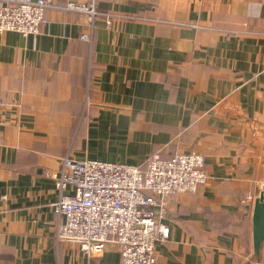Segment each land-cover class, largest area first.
<instances>
[{
  "label": "crops",
  "instance_id": "1",
  "mask_svg": "<svg viewBox=\"0 0 264 264\" xmlns=\"http://www.w3.org/2000/svg\"><path fill=\"white\" fill-rule=\"evenodd\" d=\"M67 1L39 34L0 33V264H122L115 242H58L62 158L145 170L188 151L209 178L167 198L156 264H264V0H95L92 24Z\"/></svg>",
  "mask_w": 264,
  "mask_h": 264
},
{
  "label": "built area",
  "instance_id": "2",
  "mask_svg": "<svg viewBox=\"0 0 264 264\" xmlns=\"http://www.w3.org/2000/svg\"><path fill=\"white\" fill-rule=\"evenodd\" d=\"M52 7V0H0V33L39 34ZM62 8L84 15L91 24L102 14L95 0H68ZM1 121L0 103V125ZM53 177L58 190L53 208L61 219L58 242L77 244L90 257L102 255L107 244L115 242L122 264H156L157 244L170 236L167 198L194 192L209 178L204 156L197 151L170 158L152 155L145 170L136 164L78 160L67 154ZM254 200V194L245 193V202Z\"/></svg>",
  "mask_w": 264,
  "mask_h": 264
},
{
  "label": "water",
  "instance_id": "3",
  "mask_svg": "<svg viewBox=\"0 0 264 264\" xmlns=\"http://www.w3.org/2000/svg\"><path fill=\"white\" fill-rule=\"evenodd\" d=\"M254 247L259 251L264 241V191L256 198L253 209Z\"/></svg>",
  "mask_w": 264,
  "mask_h": 264
}]
</instances>
